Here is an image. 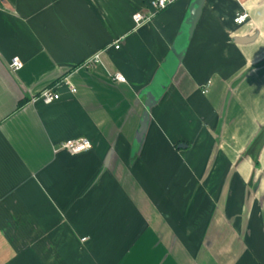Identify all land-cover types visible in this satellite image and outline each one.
<instances>
[{
  "label": "crops",
  "instance_id": "crops-1",
  "mask_svg": "<svg viewBox=\"0 0 264 264\" xmlns=\"http://www.w3.org/2000/svg\"><path fill=\"white\" fill-rule=\"evenodd\" d=\"M151 1L0 0V264H264V0Z\"/></svg>",
  "mask_w": 264,
  "mask_h": 264
},
{
  "label": "built area",
  "instance_id": "built-area-1",
  "mask_svg": "<svg viewBox=\"0 0 264 264\" xmlns=\"http://www.w3.org/2000/svg\"><path fill=\"white\" fill-rule=\"evenodd\" d=\"M177 0H153L151 1L148 10L138 12L133 16V21L135 24V28H141L143 25H146L147 23L154 20V18L165 11L167 8H169L171 5H173ZM250 14L246 11L240 13L234 20L235 24L238 26L245 25L250 20ZM115 49H120V42L118 41L116 43ZM100 55H96L94 58L90 59L84 64V67L86 68H92L99 64H101V58ZM10 68L13 71H19L23 68V62L18 58L15 57L12 59L10 63ZM113 80L118 83H125L126 78L120 74L117 73L113 76ZM65 84L70 88L71 93H76L77 90L72 84V82L69 79L65 80ZM56 87H51L49 89L44 90L39 96L38 100L43 101L45 104H52L58 100H60V95L56 92ZM92 143L86 139H77V140H69L64 142L60 149L66 151L67 153L71 155H79L81 153H84L86 151H89L92 149ZM83 241H86V239H83Z\"/></svg>",
  "mask_w": 264,
  "mask_h": 264
},
{
  "label": "water",
  "instance_id": "water-1",
  "mask_svg": "<svg viewBox=\"0 0 264 264\" xmlns=\"http://www.w3.org/2000/svg\"><path fill=\"white\" fill-rule=\"evenodd\" d=\"M204 4V0H195L193 5H192V9H191V14L189 19L186 21V31H185V35L188 33L190 34L192 32V30L194 29L199 16L201 15V10ZM183 49V48H182ZM181 48H175L174 49V55L176 56L177 60H182V50ZM148 122V116L145 117L141 129H140V134L139 137L142 138V136L144 135V132L146 131L147 128V123ZM178 148H186V145L181 144Z\"/></svg>",
  "mask_w": 264,
  "mask_h": 264
}]
</instances>
